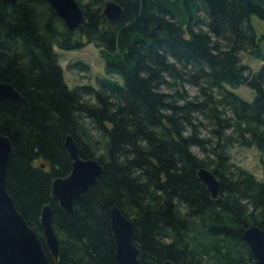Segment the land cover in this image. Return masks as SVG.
Returning <instances> with one entry per match:
<instances>
[{
	"label": "trees",
	"instance_id": "16d2710c",
	"mask_svg": "<svg viewBox=\"0 0 264 264\" xmlns=\"http://www.w3.org/2000/svg\"><path fill=\"white\" fill-rule=\"evenodd\" d=\"M76 1L87 21L68 30L46 0H0V82L27 100L0 102L12 142L6 189L42 241L41 209L51 204V264H116L113 206L135 221L143 264H252L242 233L264 230V181L229 149L264 154V35L250 22L264 21V0H115L123 13L113 22L101 15L105 0ZM81 37L104 62L97 87L69 88L54 50L79 49ZM241 52L261 60L259 70ZM240 86L251 101L229 89ZM67 135L103 167L72 214L51 195L53 178L71 170ZM200 168L218 179L217 198Z\"/></svg>",
	"mask_w": 264,
	"mask_h": 264
},
{
	"label": "water",
	"instance_id": "95a60500",
	"mask_svg": "<svg viewBox=\"0 0 264 264\" xmlns=\"http://www.w3.org/2000/svg\"><path fill=\"white\" fill-rule=\"evenodd\" d=\"M11 4L18 0H4ZM54 13L63 21L68 30H74L84 24L86 16L76 0H46ZM123 13L122 6L115 0H105L101 15L113 22ZM9 100L20 106H26L27 100L13 85L0 82V102ZM0 122V264H51L49 255L57 259L59 242L53 228V209L45 204L41 209L40 223L42 237L29 226L23 215L17 210L12 197L6 189L9 157L12 151L10 138L2 133ZM72 159V169L64 177L51 182V195L66 214L73 213V202L80 199L90 186L100 177L103 167L94 158H81L79 148L72 136L64 141ZM211 198L219 195V181L207 168L197 172ZM111 229L115 241L116 264H143V254L133 239L137 226L133 219L125 217L117 206L110 209ZM253 257L252 264H264V230L258 225L248 226L242 233ZM44 245L48 250L46 254ZM165 264H170L166 261Z\"/></svg>",
	"mask_w": 264,
	"mask_h": 264
},
{
	"label": "rangeland",
	"instance_id": "374dc122",
	"mask_svg": "<svg viewBox=\"0 0 264 264\" xmlns=\"http://www.w3.org/2000/svg\"><path fill=\"white\" fill-rule=\"evenodd\" d=\"M85 1L87 0H83V2ZM250 22L258 37L264 35V21L262 19L256 15H252ZM81 40L84 42V45L79 49L62 50L54 47L63 71L64 80L69 88L86 84L97 87L98 79L106 76L104 73V62L99 54V49L94 43L88 42L85 37H81ZM261 46L264 51V40H262ZM240 57L242 63L249 66L253 72L259 70L263 63L261 60L252 57L246 52H241ZM112 78L121 81V78L117 74L112 75ZM185 89L190 94L195 93V89L189 85H186ZM229 89L248 101H251L254 96L253 91L246 86L233 89L229 87ZM201 134L207 137L208 131L201 128ZM193 150L199 156H202V153L196 147ZM229 153L234 163L248 169L257 179L264 181V154L260 153L254 147L247 148L239 145H233L229 149Z\"/></svg>",
	"mask_w": 264,
	"mask_h": 264
},
{
	"label": "flooded vegetation",
	"instance_id": "af4514ba",
	"mask_svg": "<svg viewBox=\"0 0 264 264\" xmlns=\"http://www.w3.org/2000/svg\"><path fill=\"white\" fill-rule=\"evenodd\" d=\"M70 158H71V157H70ZM81 158H83V157H81ZM41 167H42V168H46V169H48V166H47L46 164H44V163L41 164ZM71 169H72V159H71ZM70 171H71V170H70ZM70 171H69V173H70ZM69 173H68V174H69ZM68 174H66V175H68ZM66 175H65V176H66ZM61 177H64V176H61ZM55 178H57V177H55ZM55 178H53V180H54ZM53 180H52V181H53ZM40 225H41V223H40ZM41 230H42V227H41ZM41 233H42V231H41ZM42 239H43V237H42ZM133 241H134V240H133ZM136 246H137V245H136ZM137 247H138V246H137ZM44 250H45L46 254H48V250H47V248L45 247V245H44ZM48 255H49V254H48ZM49 258L52 259V260H54V261H56V260L58 259V257H57V259L55 260V259H53V257H51L50 255H49ZM50 262H51V261H50ZM252 262H253V261H252Z\"/></svg>",
	"mask_w": 264,
	"mask_h": 264
}]
</instances>
